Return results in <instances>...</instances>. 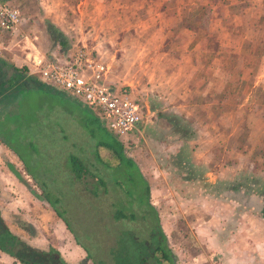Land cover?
Returning <instances> with one entry per match:
<instances>
[{
    "label": "crops",
    "instance_id": "crops-1",
    "mask_svg": "<svg viewBox=\"0 0 264 264\" xmlns=\"http://www.w3.org/2000/svg\"><path fill=\"white\" fill-rule=\"evenodd\" d=\"M1 1L19 12L20 26L14 33L0 29V88L7 87L9 79L20 80L8 84L10 89L29 81L40 83L36 76L39 61L50 56L68 60L76 48L89 44L87 49L94 52L105 69L103 81L109 88L127 93L134 90L137 97L148 100L145 111L141 106L140 120L132 130L142 139L140 147L135 144L134 135L116 142L123 155L132 157L138 166L147 187L146 202L157 212L158 233L174 263L264 264V213L240 206L239 200L220 201V173L235 171L238 163L233 162L232 167L220 165L222 132L217 96L224 86L218 84L210 92L205 82L214 73L210 63L220 59L230 40L229 36L218 34L217 29L212 35L202 29L198 33L199 24L182 15L194 7L195 0ZM215 2L224 11L236 8L247 12L253 4L264 17V0H251L248 5L241 0ZM259 25L264 26V22L256 26ZM48 27L61 35L58 39L63 40L62 47L51 38ZM212 36L215 48L210 50ZM263 39L262 33L259 42ZM229 48L227 59L234 58L232 55L239 57ZM249 57L255 62L240 65L238 85L234 88L238 93L247 91L238 97L240 101L242 97L244 101L254 98L259 90H264V50ZM61 93L81 106L70 95ZM249 105L257 108L259 104ZM81 107L92 114L90 109ZM259 107L261 113L264 101ZM194 108H200L202 113H194ZM262 114L254 118L247 133V142L254 143L251 148L264 140ZM172 119L200 125L194 134L184 135L170 130ZM145 139L153 141L154 154L143 152ZM3 150L7 151L0 144V153ZM259 170L264 171V166ZM137 214L142 216L145 212L142 209ZM57 225L63 226L61 222ZM54 250L67 264H77L85 257L73 238ZM0 262L19 264L8 255L0 257Z\"/></svg>",
    "mask_w": 264,
    "mask_h": 264
},
{
    "label": "rangeland",
    "instance_id": "rangeland-1",
    "mask_svg": "<svg viewBox=\"0 0 264 264\" xmlns=\"http://www.w3.org/2000/svg\"><path fill=\"white\" fill-rule=\"evenodd\" d=\"M133 1L137 2V0ZM241 1L246 5H248V2H251V0ZM193 3L194 7L184 11L182 15L186 19L192 20V23L195 25L199 24L196 28L198 29V33L202 29V32H207V34L212 35L215 34L212 32H216L215 30L217 29L219 30L218 34L221 32L220 34L222 36L227 35L230 40V42H227L228 47L220 55V59L210 63V67H213L214 73L205 82L210 92L218 84L222 87L224 86L223 90L220 91V97L217 96L220 103V106H218L220 133L222 132L220 135V165L230 164V167H232V163L234 162L236 164L238 163L241 167L239 168L238 165L236 166L234 164L236 166L235 171L220 173V201L222 200L221 198L239 200L241 201L240 206L250 207L257 212L264 213V171L259 170L260 166H264V140H261L253 148L251 146L254 143L250 145L246 140L247 133L250 131V124L254 122V118L261 113H263L262 116L264 115V109H262L261 113H258L260 110L259 105L264 101V90H259L254 98L250 96L245 101V97H242L241 101L238 97L243 96V94L246 95L247 91L238 93L237 89L234 90L235 86L238 85L237 74L240 70V65L248 61L252 62L254 59L250 58L249 55L253 52L257 54L264 50V39L261 43L259 42L260 35L262 33L264 34V28H262L264 26L259 25L260 28L256 26L260 22H264L262 20L264 17L261 16L262 13L260 10L256 9L257 6L253 4L251 6L252 10L243 12L236 8L234 10L224 11L222 9L223 6H220V3L216 4L215 0H195ZM220 14H223L224 17L220 18ZM217 18L221 20H217ZM205 23H208V25ZM200 25H202V28H200ZM251 37L253 38L252 41L247 40V38ZM255 38H257V41ZM84 45L87 47L90 46L89 44ZM87 47L84 48L87 49ZM208 48L210 50L215 48L213 36L209 39ZM228 48L230 52L236 51L239 57L232 55L234 58L230 57L227 59L226 50ZM36 76L37 81L45 85L41 82L42 79H39L37 74ZM113 90L126 94L136 105L139 116H141V106L142 110L145 111V104L148 105V100L144 101L142 98L137 97L138 95L134 90L131 93L122 92L119 89ZM46 98V96L38 91H31L26 96L28 104L31 103L36 107L43 105L45 114L48 111L47 104L45 103L50 104L52 100V98ZM249 102L259 105L257 108H254V106L249 105ZM242 104L243 106H241ZM60 106L63 107L62 110L68 109L71 114L72 121L66 119L64 120V124L73 135L76 133L77 136L84 137V133L92 131L94 136H97L99 132H95V128L100 127L106 132L108 137L115 141L134 135L135 144L138 147L141 145L140 140L142 139L134 131L124 133L119 137L115 136L110 129V120L103 117L98 108H93L94 110L91 112L95 119L91 124L86 120L87 116L83 115L73 103L69 104L65 102ZM52 111L54 112V107ZM194 113L199 114L202 112L200 108H194ZM142 114L144 115L143 112ZM81 123L84 124L82 125ZM199 125V122H179L177 119H172L171 124L169 123L170 130H176L178 133H183L184 135L188 133L194 134V130ZM176 136L177 134L174 135L175 138ZM105 140L107 139L105 138ZM144 141L147 143L145 146L146 150H143V152L149 151L154 154L155 147H153V141H148L147 139ZM223 148H225L224 151H221ZM236 150L239 151V155H237L238 152ZM7 151L3 150L0 153V217L4 221L7 231L17 239L38 250L46 248L59 249L64 241L71 242L74 235L75 241L79 243V247L84 252V255H87L88 259L94 264H175L171 257L168 260H164L160 256V253H158V256L153 254L154 247L166 251V247L160 238L161 234L158 233L160 228L157 222V212L155 209H151L143 214V218L142 216H138L137 212L142 211L144 204L129 202L130 197H132L130 196V192L126 194L122 192L123 195H121L116 192L114 187H111L110 192L98 200L99 210L94 208L95 211L93 212L90 208L88 209V207L70 197L67 200L70 202L69 206L67 204V216L72 229V235L63 228V223L55 217L48 205L40 200L38 189L33 186L28 176L24 175L20 163L15 159L12 152L9 149ZM96 151L102 155L106 152L103 149H97ZM129 159L133 164L134 172L132 174L134 175L136 171L140 175L138 166L133 161V158L131 157ZM5 162L12 165L20 174L23 180L22 182L10 172L7 165L5 166ZM121 184L123 189L128 190L127 182L122 181ZM130 185L133 189L132 192H136V197L138 196L143 200L144 194L142 192L143 189H141L142 186L139 185V189L137 184L130 183ZM108 195H111L110 200L107 197ZM117 196L124 199L122 206L125 211L130 207L132 208L135 204L136 211L133 220L128 221V219H124L113 221L110 219V215L106 214L108 204L111 200H116ZM60 222L63 226L60 225ZM28 225L35 231V236L31 238L26 229ZM18 244L15 241H11V244L7 241H0V245L3 248L12 250L13 252L17 251ZM59 256L61 257V255ZM0 257H6V254L0 251Z\"/></svg>",
    "mask_w": 264,
    "mask_h": 264
},
{
    "label": "trees",
    "instance_id": "trees-1",
    "mask_svg": "<svg viewBox=\"0 0 264 264\" xmlns=\"http://www.w3.org/2000/svg\"><path fill=\"white\" fill-rule=\"evenodd\" d=\"M48 32L59 46L64 45L63 40L58 39L61 36L58 32L51 27H48ZM46 59L54 63L66 60L51 56ZM14 82L9 79L6 82L7 87L0 88V144L12 152L20 163L24 175H27L33 186L38 189L40 200L48 205L69 234H72L67 216V204L68 206L70 204L67 200L70 197L93 212L94 208L99 210L98 200L114 187L121 195L122 192L124 194L130 192L132 197L129 202L144 204L145 213L151 210L146 202L147 187L136 171L134 175L132 174L134 172L132 161L123 155L121 145L108 137L100 127L95 128V132H99L97 136H94L92 131L84 133V137L77 136L76 133L73 135L64 124L66 119L72 121L71 114L68 109L62 110L63 107L60 105L65 102L73 103L83 115L87 116L86 120L91 124L95 120L92 114L69 97L41 83L29 81L18 84L15 89H10L9 85ZM31 91H38L47 98H52L50 104L45 103L47 114L44 113L43 105L36 107L31 103L28 104L26 96ZM105 138L109 139V142ZM97 149L106 152L102 155L96 151ZM7 167L20 182L23 181L12 165L7 164ZM122 181L128 183V190L123 189ZM130 183L137 184L138 188L139 185L142 186L143 200L136 197V192H132ZM110 196H107L109 200ZM123 200L117 196L116 200H111L108 204L106 214H109L113 221L124 219L129 221L135 216V204L125 211L122 206ZM0 227V241H7L10 244L11 241L19 243L17 251L13 252L1 245L0 251L19 264H67L54 249L38 250L17 239L7 231L1 217ZM26 229L30 238L35 236V231L30 225ZM73 239L75 241L74 235ZM75 244L79 246L76 241ZM158 253L164 260L171 257L167 249L165 251L154 247L153 254L158 256ZM79 264L94 263L86 255Z\"/></svg>",
    "mask_w": 264,
    "mask_h": 264
},
{
    "label": "built area",
    "instance_id": "built-area-1",
    "mask_svg": "<svg viewBox=\"0 0 264 264\" xmlns=\"http://www.w3.org/2000/svg\"><path fill=\"white\" fill-rule=\"evenodd\" d=\"M19 26V12L0 0V29L14 33ZM36 67L37 75L45 85L70 95L90 112L98 108L101 115L110 120V129L115 136L131 132L140 120L133 101L104 83V67L86 48H76L65 61L54 63L43 59Z\"/></svg>",
    "mask_w": 264,
    "mask_h": 264
}]
</instances>
